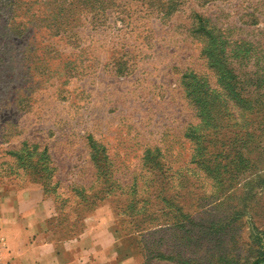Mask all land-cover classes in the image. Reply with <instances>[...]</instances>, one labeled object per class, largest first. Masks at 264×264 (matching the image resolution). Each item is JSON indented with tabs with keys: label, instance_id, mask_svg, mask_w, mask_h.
Instances as JSON below:
<instances>
[{
	"label": "rangeland",
	"instance_id": "374dc122",
	"mask_svg": "<svg viewBox=\"0 0 264 264\" xmlns=\"http://www.w3.org/2000/svg\"><path fill=\"white\" fill-rule=\"evenodd\" d=\"M26 188L66 236L108 215L127 264L263 262L264 0H0V194Z\"/></svg>",
	"mask_w": 264,
	"mask_h": 264
},
{
	"label": "crops",
	"instance_id": "0c3cea01",
	"mask_svg": "<svg viewBox=\"0 0 264 264\" xmlns=\"http://www.w3.org/2000/svg\"><path fill=\"white\" fill-rule=\"evenodd\" d=\"M55 212L38 189L0 194V264H127L113 252L111 218L85 217L66 236L50 228Z\"/></svg>",
	"mask_w": 264,
	"mask_h": 264
},
{
	"label": "trees",
	"instance_id": "16d2710c",
	"mask_svg": "<svg viewBox=\"0 0 264 264\" xmlns=\"http://www.w3.org/2000/svg\"><path fill=\"white\" fill-rule=\"evenodd\" d=\"M145 217H148V218L145 219V220H143L142 218H144V217H142V218H141L142 221H140V222H148V221H150V215H149V214H147ZM144 226H145V227H142V228H140V229H138V230H136V231H137V232H144V233H146V232H148L150 229L154 228V226L151 225V224H147V225H144ZM136 229H137V228H136ZM129 251L132 252V250H129ZM129 251H128L127 249H123L122 252H120V254L117 255V256H119V257H121V256H125V255L128 254ZM132 254H133V253H132Z\"/></svg>",
	"mask_w": 264,
	"mask_h": 264
},
{
	"label": "water",
	"instance_id": "95a60500",
	"mask_svg": "<svg viewBox=\"0 0 264 264\" xmlns=\"http://www.w3.org/2000/svg\"><path fill=\"white\" fill-rule=\"evenodd\" d=\"M259 264H264V261H263V262H261V263H259Z\"/></svg>",
	"mask_w": 264,
	"mask_h": 264
}]
</instances>
